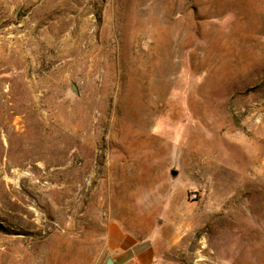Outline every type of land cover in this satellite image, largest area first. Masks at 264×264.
<instances>
[{
    "label": "rangeland",
    "instance_id": "374dc122",
    "mask_svg": "<svg viewBox=\"0 0 264 264\" xmlns=\"http://www.w3.org/2000/svg\"><path fill=\"white\" fill-rule=\"evenodd\" d=\"M107 255L264 264V0H0V264Z\"/></svg>",
    "mask_w": 264,
    "mask_h": 264
},
{
    "label": "water",
    "instance_id": "95a60500",
    "mask_svg": "<svg viewBox=\"0 0 264 264\" xmlns=\"http://www.w3.org/2000/svg\"><path fill=\"white\" fill-rule=\"evenodd\" d=\"M71 90L73 92H76L75 87H74L73 84H71ZM103 264H115V262H114V260L112 259V257L110 255H107L105 257V260H104Z\"/></svg>",
    "mask_w": 264,
    "mask_h": 264
},
{
    "label": "crops",
    "instance_id": "0c3cea01",
    "mask_svg": "<svg viewBox=\"0 0 264 264\" xmlns=\"http://www.w3.org/2000/svg\"><path fill=\"white\" fill-rule=\"evenodd\" d=\"M112 259H113V258H112ZM114 262H115V261H114ZM115 264H116V263H115ZM128 264H132L131 261H130V263H128Z\"/></svg>",
    "mask_w": 264,
    "mask_h": 264
}]
</instances>
